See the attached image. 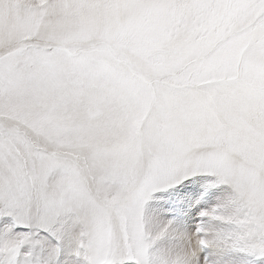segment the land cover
Masks as SVG:
<instances>
[{
  "label": "snow or ice",
  "instance_id": "6c2138e0",
  "mask_svg": "<svg viewBox=\"0 0 264 264\" xmlns=\"http://www.w3.org/2000/svg\"><path fill=\"white\" fill-rule=\"evenodd\" d=\"M68 220L81 264H264V0H0V264Z\"/></svg>",
  "mask_w": 264,
  "mask_h": 264
},
{
  "label": "rangeland",
  "instance_id": "374dc122",
  "mask_svg": "<svg viewBox=\"0 0 264 264\" xmlns=\"http://www.w3.org/2000/svg\"><path fill=\"white\" fill-rule=\"evenodd\" d=\"M75 224L71 221V220H68V221H66L64 224H63V226L64 227H62V225L60 226L61 227V231L63 232V237H66V238H68V241H72L73 242V236L78 232V230H79V227H78V225H76V226H74ZM75 228H74V227ZM70 228L72 229V231L70 230ZM69 232H71L70 234H69ZM72 232H73V234H72ZM66 235V236H65ZM65 238V239H66ZM64 240V239H63ZM63 240H61L60 242L62 243V245H63ZM65 241V240H64ZM66 241H67V239H66ZM74 245H73V248L71 249V248H68L67 250H65V252H63L62 250H59L58 251V256H57V259H58V257H59V260L60 259H62V261L60 262V261H58L59 263L58 264H81V261H82V258L81 257H79V256H77L76 254H75V251H74ZM63 249V248H62ZM69 254V255H68ZM74 254V255H73ZM70 257V258H69ZM74 259V260H73ZM72 260V261H71ZM78 260V261H77ZM65 262V263H64ZM72 262V263H71ZM43 263V262H42ZM44 264V263H43Z\"/></svg>",
  "mask_w": 264,
  "mask_h": 264
},
{
  "label": "bare ground",
  "instance_id": "6f19581e",
  "mask_svg": "<svg viewBox=\"0 0 264 264\" xmlns=\"http://www.w3.org/2000/svg\"><path fill=\"white\" fill-rule=\"evenodd\" d=\"M59 227L61 226V225H58ZM74 226H76V225H74ZM73 226V227H74ZM62 227H64L63 225H62ZM61 228V227H60ZM75 228V227H74ZM70 230L72 231V229L70 228ZM63 233V232H62ZM71 232H69V234H70ZM72 234H73V232H72ZM66 236V235H65ZM66 237H63L62 238V240H63V245H62V243L61 242H57V241H55L54 239L52 240V243H54V244H56V243H58V246H59V250H62L63 252H65V250H67L68 248H73V245H74V243L72 242V241H68V238H66L67 239V241H66V239H65ZM73 238V237H72ZM63 248V249H62ZM59 254L57 253V255L55 256V257H53L52 259H50L49 260V258H48V250L46 249V248H43V247H41V246H37V248H36V251H35V254H34V257H33V259L34 260H36V261H38V264H43L45 261H47L48 262V264H58L59 262L58 261H62V259H60L59 260V257H58V259H57V256H58ZM69 255V254H68ZM74 255V254H73ZM70 258V257H69ZM74 260V259H73ZM60 261V262H61ZM72 261V260H71ZM78 261V260H77ZM43 262V263H42ZM63 262V261H62ZM65 263V262H64ZM72 263V262H71ZM66 264V263H65Z\"/></svg>",
  "mask_w": 264,
  "mask_h": 264
}]
</instances>
